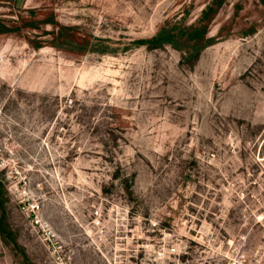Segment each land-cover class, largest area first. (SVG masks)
<instances>
[{
  "label": "rangeland",
  "instance_id": "obj_1",
  "mask_svg": "<svg viewBox=\"0 0 264 264\" xmlns=\"http://www.w3.org/2000/svg\"><path fill=\"white\" fill-rule=\"evenodd\" d=\"M213 2L0 0V264H264V0Z\"/></svg>",
  "mask_w": 264,
  "mask_h": 264
},
{
  "label": "trees",
  "instance_id": "obj_2",
  "mask_svg": "<svg viewBox=\"0 0 264 264\" xmlns=\"http://www.w3.org/2000/svg\"><path fill=\"white\" fill-rule=\"evenodd\" d=\"M225 0H214L213 4L207 6V8L203 11L202 17L200 20V27L196 28L195 31L199 37H205L208 33V25L213 20V18L216 15V10L220 8ZM13 30L10 29L8 26H6L2 20L0 19V33H8L12 32ZM174 34L172 31H167L166 29H163L159 35H157L155 38H153L151 43H154L156 45H162V44H172L175 43V38L173 36ZM145 41L140 40L137 42L138 45H144ZM58 47V45H57Z\"/></svg>",
  "mask_w": 264,
  "mask_h": 264
}]
</instances>
